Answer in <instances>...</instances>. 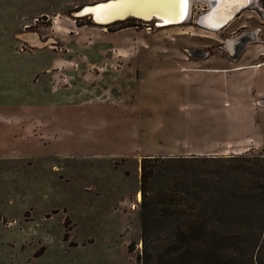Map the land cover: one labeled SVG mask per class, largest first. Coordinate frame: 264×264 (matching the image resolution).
<instances>
[{"label":"rangeland","instance_id":"rangeland-1","mask_svg":"<svg viewBox=\"0 0 264 264\" xmlns=\"http://www.w3.org/2000/svg\"><path fill=\"white\" fill-rule=\"evenodd\" d=\"M96 1L0 0V264H137L143 155L264 142V83L235 67L252 4L213 31L205 0L164 26L74 16Z\"/></svg>","mask_w":264,"mask_h":264},{"label":"trees","instance_id":"trees-1","mask_svg":"<svg viewBox=\"0 0 264 264\" xmlns=\"http://www.w3.org/2000/svg\"><path fill=\"white\" fill-rule=\"evenodd\" d=\"M140 191L137 264H264V154L143 155Z\"/></svg>","mask_w":264,"mask_h":264},{"label":"water","instance_id":"water-1","mask_svg":"<svg viewBox=\"0 0 264 264\" xmlns=\"http://www.w3.org/2000/svg\"><path fill=\"white\" fill-rule=\"evenodd\" d=\"M131 2H135L134 0H130ZM208 2V0H205ZM228 1V0H227ZM243 2L244 0H238ZM246 1V0H245ZM125 3L124 1L121 0H101V1H96V2H92V3H86L84 5H82L81 7H79L76 11H74V16L76 17H80V16H88L92 19L93 22L100 24V25H106L115 21H119V20H124L128 17H133V18H137V19H142V20H151V19H155V23L158 26H164V25H170V24H178V23H182L184 21H186L187 18L183 19V20H175V14H176V9L174 7H170L172 8L170 11H164L159 5L153 6L151 4H147V5H143V2L140 4L137 3H132L125 5V8H119L120 6L118 5V3ZM254 3V0H249V2H244V4L236 10L233 13V15H231V13H229L228 15H224V20L219 21L217 23L216 26L213 25H209L206 23H202L199 21L200 17L204 14H208L211 12V7L207 10H205L204 12H202L201 14L198 15L197 17V23L200 24L202 27L212 30H219L222 27H224L230 20H232V18L235 16V14L243 7V9L247 8L248 6H250L251 4ZM106 6H114L116 7L113 11H108L109 13L107 15H104V17H106L103 21L96 19V17L94 16V12L93 10L98 8L97 10L99 11L102 7H106ZM104 11V10H103ZM107 12V11H105ZM228 12V10L226 11V13ZM163 13H167L169 14L172 19L171 21H167V22H163L161 19V15ZM225 14V13H224ZM213 30V31H215Z\"/></svg>","mask_w":264,"mask_h":264},{"label":"bare ground","instance_id":"bare-ground-1","mask_svg":"<svg viewBox=\"0 0 264 264\" xmlns=\"http://www.w3.org/2000/svg\"><path fill=\"white\" fill-rule=\"evenodd\" d=\"M121 1H124L125 3H121V2L118 3V5L120 6L119 8H125V5L128 4L131 5L132 3L140 4L142 2L144 6L147 4H151L153 6L159 5L164 11H170L172 9L170 7H174L176 9L175 20H180V21L185 18L188 19L191 15V9H192V0H134L135 2H131L130 0H121ZM208 1L209 4L207 10L210 7L212 10L210 13L202 15L199 21L213 26H216L219 21L224 20V15H228L229 13L233 15L236 8L239 9L244 4V2L247 1L249 2V0L246 1L244 0L243 2L238 0H228V1L208 0ZM116 7L106 6V7H102L99 11L97 10L98 8H96L93 10L94 16L96 17V19L103 21L106 18L104 17V15H107L109 13L108 11H113ZM227 10L228 12L226 13ZM241 10H243V7L239 11ZM239 11L235 14V16L238 15ZM161 16L163 22L171 21L172 19V17L167 13H163Z\"/></svg>","mask_w":264,"mask_h":264},{"label":"crops","instance_id":"crops-1","mask_svg":"<svg viewBox=\"0 0 264 264\" xmlns=\"http://www.w3.org/2000/svg\"><path fill=\"white\" fill-rule=\"evenodd\" d=\"M255 2L252 4V5H256V1L257 0H254ZM263 3H264V0H261ZM254 8V6H253ZM254 10V9H253ZM257 17L258 19L260 18V15L257 14ZM259 25V24H258ZM257 25V26H258ZM255 26V27H257ZM264 28V25L263 27ZM255 28H253L252 30H254ZM252 34L256 35V32L255 31H252ZM258 41H255L257 42V44L253 43L252 45L254 46L252 50H250L249 52L247 51H243L242 55L243 57L242 58H251L252 61H242L239 65H236L235 67H253V68H256L257 69V74L260 76L258 81L261 82V83H264V38L261 37V38H258L257 39ZM262 42V43H261ZM258 45H262V46H258ZM255 59V61L253 60V58ZM201 69V68H200ZM199 69V70H200ZM254 92L255 90H251V97L253 99H257V102L259 103V100L260 101H264V89H259L256 93V96L254 95ZM260 104V103H259ZM256 123V122H255ZM225 137H229V143L228 146H221V145H218V149L217 151H207V150H176V151H169L170 153H189V154H205V153H210L212 152L213 154H237V153H243V152H246V151H251V150H262L264 149V142H262V140H260L261 138V135H259V133L256 135V137H254L252 140H249L248 142L242 140V141H239L238 142V139H234L232 140L233 138L232 137H238V136H235V135H230L228 132L225 133ZM215 137L217 136H214V137H210L209 139H214ZM220 137V136H218ZM225 137H220V138H225ZM209 139H206L205 142H202L200 139H196V141L198 142L199 141V144H203L202 146H206V143L208 142ZM197 144V143H196Z\"/></svg>","mask_w":264,"mask_h":264},{"label":"flooded vegetation","instance_id":"flooded-vegetation-1","mask_svg":"<svg viewBox=\"0 0 264 264\" xmlns=\"http://www.w3.org/2000/svg\"><path fill=\"white\" fill-rule=\"evenodd\" d=\"M256 2H257L256 5H251L252 6L251 8L254 9L257 12L258 15H260V18L259 19L257 18V20H258L257 25L258 24L259 25L257 27H255L254 30H252V31H255L256 35H257V37L254 39V41H258L257 39L261 38L262 34L264 35V31H263V28H262L263 25H264V13H263V11H264V3L261 0H257ZM253 6H254V8H253ZM241 26H246V24L242 23ZM244 30H246V28H244ZM252 31H250V32L252 33ZM248 37H249L248 33L245 32L242 35V38H241V40H239V42L241 43V42H244L245 40H248ZM232 44H233V40H232V42L228 43L230 48H231ZM241 52H243V50H241Z\"/></svg>","mask_w":264,"mask_h":264}]
</instances>
